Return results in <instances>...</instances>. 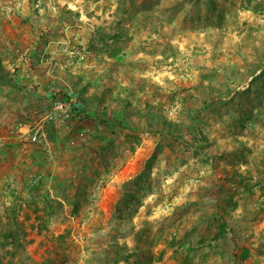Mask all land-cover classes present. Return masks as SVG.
<instances>
[{
    "label": "rangeland",
    "instance_id": "rangeland-1",
    "mask_svg": "<svg viewBox=\"0 0 264 264\" xmlns=\"http://www.w3.org/2000/svg\"><path fill=\"white\" fill-rule=\"evenodd\" d=\"M0 264H264V0H0Z\"/></svg>",
    "mask_w": 264,
    "mask_h": 264
},
{
    "label": "built area",
    "instance_id": "built-area-1",
    "mask_svg": "<svg viewBox=\"0 0 264 264\" xmlns=\"http://www.w3.org/2000/svg\"><path fill=\"white\" fill-rule=\"evenodd\" d=\"M75 97L71 93H66L65 97H57L47 110L45 119L54 125H61L67 122L74 115ZM19 134L27 138L31 143L42 141L43 126L40 122L34 124H20Z\"/></svg>",
    "mask_w": 264,
    "mask_h": 264
},
{
    "label": "trees",
    "instance_id": "trees-1",
    "mask_svg": "<svg viewBox=\"0 0 264 264\" xmlns=\"http://www.w3.org/2000/svg\"><path fill=\"white\" fill-rule=\"evenodd\" d=\"M76 113H81V112L78 110L77 106L74 108V114H76Z\"/></svg>",
    "mask_w": 264,
    "mask_h": 264
}]
</instances>
